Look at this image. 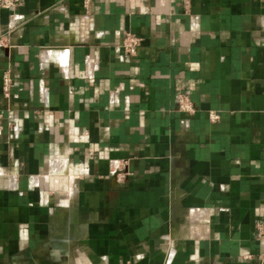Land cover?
I'll use <instances>...</instances> for the list:
<instances>
[{
  "label": "crops",
  "instance_id": "crops-1",
  "mask_svg": "<svg viewBox=\"0 0 264 264\" xmlns=\"http://www.w3.org/2000/svg\"><path fill=\"white\" fill-rule=\"evenodd\" d=\"M0 264H264V0L0 3Z\"/></svg>",
  "mask_w": 264,
  "mask_h": 264
},
{
  "label": "built area",
  "instance_id": "built-area-1",
  "mask_svg": "<svg viewBox=\"0 0 264 264\" xmlns=\"http://www.w3.org/2000/svg\"><path fill=\"white\" fill-rule=\"evenodd\" d=\"M88 1L85 0V6H88ZM18 0H0L1 5L4 8H11L17 4ZM141 44V38L135 34L134 32L127 31L123 34L121 38V48L123 50L130 54V55H135L138 51V48ZM12 81V78L9 74V72H5L3 75V91L5 93L9 92V85ZM178 99V109L179 111L183 113H192L194 112L195 108L193 105L192 100L186 93H181L177 96ZM209 118L210 120H217L219 118V114L215 111H210L209 113ZM125 174L122 172L118 171L117 172V179L124 178Z\"/></svg>",
  "mask_w": 264,
  "mask_h": 264
}]
</instances>
